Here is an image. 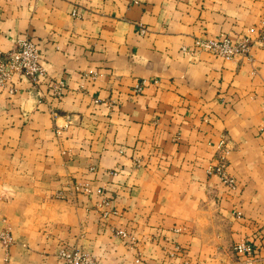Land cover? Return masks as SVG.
Masks as SVG:
<instances>
[{
  "label": "crops",
  "instance_id": "0c3cea01",
  "mask_svg": "<svg viewBox=\"0 0 264 264\" xmlns=\"http://www.w3.org/2000/svg\"><path fill=\"white\" fill-rule=\"evenodd\" d=\"M222 36L249 51L195 47ZM20 39L45 75L0 88V264H264V0H0Z\"/></svg>",
  "mask_w": 264,
  "mask_h": 264
},
{
  "label": "built area",
  "instance_id": "2783aa9c",
  "mask_svg": "<svg viewBox=\"0 0 264 264\" xmlns=\"http://www.w3.org/2000/svg\"><path fill=\"white\" fill-rule=\"evenodd\" d=\"M141 32L145 33L146 30L142 28ZM195 47L214 56L230 60L240 55H245L249 51V40L244 39L236 43L230 37L225 36L220 39H197ZM44 75L45 70L41 64L40 50L32 40L20 39L16 47L11 51L3 52L0 50V88L11 87L16 76L26 78L33 87H37ZM61 86L55 87L57 95L61 93ZM142 90V86H138L136 89L137 92H142ZM229 152L228 143L226 139H223L218 148L217 164L209 169V173L219 176L223 184L235 190L236 180L227 171ZM99 193L102 194V191L100 190ZM120 235L124 234L120 233ZM0 241L2 246L8 251L13 244V237L9 229L5 228L0 231ZM235 249L236 252L243 255H251L253 253V246L250 241L239 243ZM58 256L62 264H96V261L89 254L77 250L70 251L62 248Z\"/></svg>",
  "mask_w": 264,
  "mask_h": 264
}]
</instances>
